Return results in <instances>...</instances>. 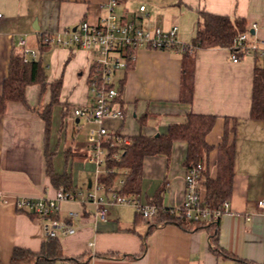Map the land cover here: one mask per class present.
Segmentation results:
<instances>
[{
  "label": "crops",
  "instance_id": "0c3cea01",
  "mask_svg": "<svg viewBox=\"0 0 264 264\" xmlns=\"http://www.w3.org/2000/svg\"><path fill=\"white\" fill-rule=\"evenodd\" d=\"M108 1L0 0V93L11 57L20 56L18 39L25 37L43 61L48 83L62 79L60 100L67 104L66 116L62 106L54 108L48 147L55 153L54 172L71 174L76 193L83 195L82 186L87 193L95 186L96 168L86 161L87 155L73 149L74 134L85 121L76 118L74 110L91 104L87 94L91 55L53 47L41 52L39 41L42 34L76 28L83 21L97 24L104 15L100 6ZM141 6L145 12H140ZM115 11L146 28L177 26L179 41L189 47L200 12L244 19L252 35L264 40V0H120ZM230 54L223 48L188 54L139 50L135 63L116 75V108L125 118L105 121L110 132L131 140L140 134H166L171 125L185 123L189 114L216 116L217 123L207 136L215 148L207 170L214 178L217 148L226 119L230 120L235 161L229 212L216 223L206 220L200 229L187 231L178 224L145 220L133 206L110 208L107 220L101 221L97 206L83 198L62 202L57 217L76 232L59 238L64 260L55 264H264V210L257 206L264 200V122L251 117L254 71L260 62L255 56H245L234 63ZM186 61L193 64L192 93L184 89ZM50 100L49 90L41 93V87L33 85L26 90L25 105L9 102L0 115V264H11L16 249L40 253L47 246L40 219L20 211L17 202L52 199L58 191L47 175L46 124L41 118ZM186 157L183 141L173 144L169 158L146 157L138 199L158 203L163 209L181 208ZM70 213L77 216L70 217Z\"/></svg>",
  "mask_w": 264,
  "mask_h": 264
},
{
  "label": "built area",
  "instance_id": "2783aa9c",
  "mask_svg": "<svg viewBox=\"0 0 264 264\" xmlns=\"http://www.w3.org/2000/svg\"><path fill=\"white\" fill-rule=\"evenodd\" d=\"M117 0H109L100 6L104 15L93 25L87 21L81 22L76 28H70L54 34H42L39 43L53 48H66L86 51L91 55L90 72L88 76L91 104L74 110V116L85 120L96 127L88 131L89 154L86 161L96 168L95 186L84 196L81 193L65 192L59 189L55 198L20 199L17 208L27 211L40 219L41 228L46 239L67 237L75 234V229L60 221L57 215L62 202H77L80 198L87 203H93L98 208V218L107 220L110 208L115 206H133L137 214L152 221L157 214L155 206L145 204L135 197H125L119 194L123 179H117L114 184L104 187L99 184L101 175L114 173L107 169L109 160L118 163L124 150L131 145V140L118 133H112L105 125L107 119L123 120L125 114L116 108L119 91L116 85L118 72L128 70L136 61L139 50L173 51L178 54L190 53V47L178 39L179 28L173 26L168 30L162 28H146L135 20L120 17L115 8ZM140 12L146 7L141 6ZM3 18L0 14V20ZM18 51L25 63L38 59V51L28 46L26 38L20 37L17 42ZM238 53L244 56L259 55L264 57V40L257 39L248 30L238 33L234 40V51L231 60L240 61ZM117 151V152H113ZM204 168L198 164L186 168L185 201L181 208L171 209V214L181 213V217L194 223L210 220L218 222L221 216L229 212V202L212 211L201 206V178ZM104 193L105 197L99 194ZM258 209L264 210V200L258 203ZM77 216L70 213V217Z\"/></svg>",
  "mask_w": 264,
  "mask_h": 264
},
{
  "label": "trees",
  "instance_id": "16d2710c",
  "mask_svg": "<svg viewBox=\"0 0 264 264\" xmlns=\"http://www.w3.org/2000/svg\"><path fill=\"white\" fill-rule=\"evenodd\" d=\"M119 3L120 0H117ZM248 29L244 19L230 18L213 15L205 12L199 13V22L196 36L190 46V52L197 49L223 48L230 52L234 51V40L238 33H246ZM48 45L39 43L41 52H45ZM188 54V53H186ZM240 59L243 54L238 53ZM260 62L254 71V86L252 93L251 117L264 122V57L255 55ZM261 58V59H260ZM187 62V61H186ZM184 89L192 93L193 89V64L188 61L183 70ZM33 85L41 87V93L49 90L51 100L45 106L41 118L46 124V159L47 175L52 185L65 192L76 193L71 174L65 172L56 174L53 169L52 159L55 153L49 152V139L52 130V119L54 108L63 107V117L66 116L67 104L61 103L62 79L48 83L46 68L41 58L25 63L21 56H12L9 64L8 76L5 79L0 93V115L5 112L9 102L26 104V90ZM218 118L216 116L189 114L183 124L171 125L166 134L146 137L142 134L131 138V145L121 155V161L116 163L109 160L106 168L113 169L110 175H101L99 184L107 187L117 179H123L124 184L119 189V194L125 197L138 198L141 193L143 161L150 156H164L169 158L173 144L183 141L187 144L186 168L202 165L204 170L201 178V206L212 211L220 209L228 202L232 193L234 178L235 145L230 141L234 134V127L229 126L226 119V127L222 142L218 146L217 175L210 177L208 173V159L210 153L215 149L207 142V136L213 131ZM228 124V125H227ZM117 152V151H113ZM149 205L157 208L154 220L164 224H178L187 231L200 229L202 223H194L181 217L179 214H171V209H163L158 203ZM35 216L34 214H32ZM58 218V217H57ZM215 226V225H214ZM207 227V226H205ZM47 246L40 253L16 249L12 256L11 264H55L63 261L62 246L59 238L47 240ZM224 253L221 250L218 251ZM229 256L228 254H224Z\"/></svg>",
  "mask_w": 264,
  "mask_h": 264
},
{
  "label": "rangeland",
  "instance_id": "374dc122",
  "mask_svg": "<svg viewBox=\"0 0 264 264\" xmlns=\"http://www.w3.org/2000/svg\"><path fill=\"white\" fill-rule=\"evenodd\" d=\"M87 94H88V98L91 99L89 90L87 91ZM70 113H72V110ZM91 129H92V126H89L85 121H82V129L80 128V130L76 131V133L74 134L73 149L80 154H85V156L89 154V143H88L87 132ZM82 189H83V193L85 194L84 196H86L87 189L84 186H82ZM99 195L105 197L104 193H101Z\"/></svg>",
  "mask_w": 264,
  "mask_h": 264
},
{
  "label": "water",
  "instance_id": "95a60500",
  "mask_svg": "<svg viewBox=\"0 0 264 264\" xmlns=\"http://www.w3.org/2000/svg\"><path fill=\"white\" fill-rule=\"evenodd\" d=\"M251 34H253V35H254V32H253V31H251Z\"/></svg>",
  "mask_w": 264,
  "mask_h": 264
}]
</instances>
